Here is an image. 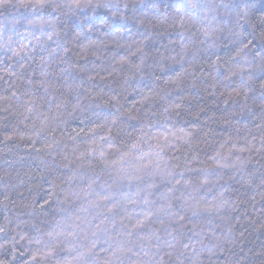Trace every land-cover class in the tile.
Segmentation results:
<instances>
[{"label":"clouds","instance_id":"9594fccd","mask_svg":"<svg viewBox=\"0 0 264 264\" xmlns=\"http://www.w3.org/2000/svg\"><path fill=\"white\" fill-rule=\"evenodd\" d=\"M157 41L162 50L153 47ZM12 65L24 86L15 103L25 119L33 115V139L47 138L70 119L95 124L82 143L75 141L70 150L57 144L60 153H49L62 156L60 166L68 169L50 181L55 206L40 208L32 196L5 218L21 229L17 235L32 251L31 264H192L212 250L216 238L206 245L195 228L186 232L180 221L208 211L193 189L213 185L223 169L241 192L232 200L220 184L217 212L264 202V179L257 182L250 168L264 161V0H2L0 67ZM25 65L30 74L22 78ZM73 73L86 78L70 82ZM85 84L95 91H85ZM188 90L231 104L199 128L172 132L169 125L189 115ZM224 121L229 135L217 138L214 127ZM164 132L177 141L165 146L179 153L171 160L152 143ZM137 140L143 147L129 162L125 150ZM51 142H57L54 135ZM240 142L246 149L234 150ZM196 165L195 182L176 179ZM0 179L10 196L36 177ZM33 190L38 195L42 185ZM0 203L8 208L10 200ZM140 216L147 223L137 227ZM185 239L197 240V248L191 250ZM235 239L223 237L234 247ZM100 245L106 246L103 257ZM250 259L237 256L234 264Z\"/></svg>","mask_w":264,"mask_h":264},{"label":"trees","instance_id":"16d2710c","mask_svg":"<svg viewBox=\"0 0 264 264\" xmlns=\"http://www.w3.org/2000/svg\"><path fill=\"white\" fill-rule=\"evenodd\" d=\"M163 43H167V40ZM153 47L162 50V44L159 41L155 42ZM228 47L230 46L226 45L224 51ZM18 71L17 65H12L10 70L7 67H0V177L10 176L16 178L13 182H19L21 179L28 180L29 176H35L36 180L22 186L19 192L11 193L9 196L4 181L0 179V201H4L6 197L10 200L8 208L0 203V245H2L0 247V264H31L32 251L26 247V242L21 241L20 236L17 235V232L21 229L16 227L15 221L9 223L5 218L19 212V205L26 204L32 196H36V204L40 208H48L49 205L55 206L50 181L55 176H64L68 173V169L60 166L62 156L58 159L57 155H49V153H60L57 144H60L66 150H70L75 141L83 142L85 131H88V134L91 135V129L95 128V124L86 126V121H82V119H70L67 123L55 128L47 138L40 136L33 139L34 129L31 127L33 115L29 114L25 119L21 115L23 109L18 110L15 103L16 97L21 95L24 87L17 80L16 73ZM205 71L207 70L205 69ZM19 74L22 78H26L30 74L28 66L25 65L24 71ZM92 75L95 76V72ZM105 75L106 73H100V76ZM81 78H86L84 73H73L68 77V80L70 82L79 81ZM33 79L38 83V77L34 76ZM84 90L95 91V89H89L87 84L84 85ZM184 95L191 98L187 105L189 115L182 122H179L176 127L169 125L172 132H176L177 128H199L208 122L209 116L214 119L223 116L225 114L224 110L229 108L231 104L223 97L206 96L199 90H188L184 92ZM8 98H11V100ZM21 99L26 101L30 97L22 96ZM129 102L134 103L132 97H129ZM201 108H203V111L200 110ZM41 110L47 111V107L42 106ZM227 128V121L216 125L214 127L216 137L228 136ZM160 131H163V129ZM53 135L57 138L56 144L51 142ZM152 143L154 147L164 149L159 153V156L164 159L171 160L172 157L179 155L174 149L165 147L169 143L173 146L177 143L169 132H164ZM119 146V143L115 145V147ZM140 147H143V144L137 140L135 145L131 146V151L125 150L129 162H132V158L140 155L137 151V148ZM246 147L243 142H240L235 145L234 150L246 149ZM203 152L204 149H201L202 155ZM153 155L155 156L156 153L154 152ZM109 159L110 162H114L120 157H110ZM257 161H259L258 157ZM144 163L147 164L148 161L145 160ZM261 164H264V161L250 165L257 182L264 179V167H261ZM198 173L199 166L196 165L193 172L177 176L176 179L181 182H195ZM213 179L215 180V177ZM37 183L42 185V190L38 195L33 190L34 184ZM220 184L229 188L228 192L223 193L224 196L230 197L232 200L240 198V185L236 183L234 178H230L228 169H223L222 179L217 180L213 185L193 189V195L200 202V206L208 209V211L198 212L195 216L189 214L188 217L180 221L184 224V231L186 232L195 228L206 245L209 244L210 238H216L211 240L212 250H205L192 261V264H234V259L237 256L243 257L245 255L251 258L250 264H259L260 259L264 258V225L261 223V218L264 217V202L258 203L252 208L247 203H241L234 211L222 210L217 212L215 207L222 191L219 189ZM97 191L100 192L99 189ZM124 191L134 193L135 189L125 188ZM106 194V192H100L102 196ZM139 212L140 208H137L134 214L138 215ZM23 219H28V217L25 216ZM139 219L147 223V221H144L143 216H140ZM5 224H7V227H4ZM229 229H231V233H229ZM23 231L29 235H34V232H31L29 228L24 227ZM227 235L236 238L235 244L237 246L234 247L227 240H223V237ZM17 241L20 242L17 243ZM184 243L189 244L190 249L193 251L198 246L195 239L191 241L185 239ZM105 247L100 245L97 248L101 257L105 255ZM60 255L63 257L65 253Z\"/></svg>","mask_w":264,"mask_h":264},{"label":"snow or ice","instance_id":"6c2138e0","mask_svg":"<svg viewBox=\"0 0 264 264\" xmlns=\"http://www.w3.org/2000/svg\"><path fill=\"white\" fill-rule=\"evenodd\" d=\"M0 2H2V0H0ZM101 155H103V153H101ZM143 223H144L143 221H138L137 227H142Z\"/></svg>","mask_w":264,"mask_h":264}]
</instances>
